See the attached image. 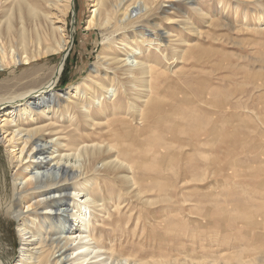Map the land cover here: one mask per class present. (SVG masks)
<instances>
[{"label":"bare ground","instance_id":"6f19581e","mask_svg":"<svg viewBox=\"0 0 264 264\" xmlns=\"http://www.w3.org/2000/svg\"><path fill=\"white\" fill-rule=\"evenodd\" d=\"M91 2L95 10L89 26L93 25V29L101 31L103 43L112 44L110 49H113L110 53L103 50L95 63V74L92 72L93 75L86 78L88 83L84 85L92 88L89 97H86L87 90L77 85L70 89L67 103L61 94L55 92L66 57L63 56L59 65L43 74L44 66L39 63L58 49L47 43L40 31L48 24L52 25L54 33L64 32V26H55L47 5L51 3V7L58 8L64 15L76 12L75 0H7L4 13L0 16V40L12 53L10 59L2 57L0 71L14 68L10 71L14 77L2 83L5 93L0 94V145L5 148L8 168L17 170L11 177L9 200L0 205V209L7 216L15 214L22 241L20 256L14 261L7 243L0 236V264H123L120 256L134 264H182L180 259L183 255L190 257L195 264L200 257L196 247L199 236H195V232H191L192 243L185 252L182 247H177L176 252L170 251L167 245L163 252L155 250L158 239H167L169 231H178L187 224L185 216L175 218L173 222L168 216L157 219V223L163 226L159 230L147 227V222L141 220V212L137 214L136 223L135 217L130 215L128 223L132 221L134 238L143 242L152 237L148 241L149 249H139L135 240L130 245L138 250L137 254L125 256L122 251L116 250L115 244L107 247L104 238L107 223L103 215L105 205L113 202L117 206V214L120 207L127 205H121V191H115V188L108 196L101 195L99 182L121 185L130 199L138 198L140 203L151 204L144 199L145 195L150 197L151 194L143 188L146 182L140 179L149 176L152 168L147 159V169L142 166V174L139 173L140 149L136 147L141 146L145 156L152 154V145L140 141V137L152 138L156 124L161 122L157 118L158 111L166 105L158 95L168 90V73L172 70L170 48L177 50L178 59L188 61L190 58L200 60V47L186 40L176 45L171 42L158 45L157 60L151 57L154 53L149 54L150 57L142 56V47L146 46V35L149 36V33L145 35L144 28L133 24L132 18L138 12L153 11L155 0ZM14 16L19 17L17 23L12 20ZM151 28L154 37L165 40L159 24ZM71 40L60 43L59 49H65ZM113 44L117 47H112ZM178 47L186 50H178ZM21 65L30 68L15 76V69ZM101 70L105 72L102 74ZM188 75L186 82L190 87L193 82H205L203 78L193 77V72ZM257 75L263 77L264 74L257 71ZM75 93L81 97L71 100ZM244 94L249 95L245 90ZM191 97L193 112L198 113L200 104L194 99L196 96ZM182 104H179L181 110L185 106ZM195 113L187 125L182 124V118L178 122L170 120L178 123L171 131L180 137L199 129L207 131ZM216 113L213 109L205 110L206 116L211 119ZM235 115L232 112L229 117ZM127 137L131 143L125 140ZM165 155L162 153L159 163L162 167H169L172 161L167 162ZM200 167L198 163L192 164L190 173H198ZM187 174V171L181 170L184 180ZM253 184L264 191V180ZM78 199L82 201L78 202ZM205 199L206 196L204 199L199 196L197 202L202 203ZM19 203L27 204L26 215L17 210ZM90 208L94 210L96 220L88 217ZM70 211H74L76 220L69 215ZM170 212L181 214L178 209ZM112 217L114 215L110 216L111 222ZM77 220L78 229L73 232L74 221ZM118 220L122 223L120 215ZM148 221L150 223V219ZM96 222L100 223L97 225ZM188 222L191 226L200 224L192 218ZM140 227L142 234L138 236ZM121 230L122 227H119L118 231ZM110 241L116 243V239L111 238ZM261 253L264 254L260 251L254 254L258 255V264H264Z\"/></svg>","mask_w":264,"mask_h":264},{"label":"rangeland","instance_id":"374dc122","mask_svg":"<svg viewBox=\"0 0 264 264\" xmlns=\"http://www.w3.org/2000/svg\"><path fill=\"white\" fill-rule=\"evenodd\" d=\"M91 1L75 0L76 12L64 15L49 3L47 6L55 26H64L65 31L54 33L52 25L48 24L40 31L47 43L58 49L39 63L44 66L42 73H47L60 64L63 56L66 57L55 91L57 95H62L65 103L70 89L77 85L83 86L87 90L86 97H89L92 88L84 85L88 83L86 78L93 75L95 63L103 50L110 53L113 49H110L112 44L103 43L101 31L93 29V25L89 26L95 10ZM6 6L7 0H0V16ZM154 6L153 11H141L132 18L133 24L144 28L145 35L149 33V36L146 35L147 44L142 47V56L154 53L151 57L157 60L158 45L171 42L176 45L186 40L200 47V60L190 58L182 61L177 58V50L170 48L172 70L168 73V90L158 95L166 105L158 111L157 118L161 122L156 124L152 138L140 137V141L152 145V154L145 156L141 146L136 147L140 149L139 173L142 166L147 169V159L152 168L149 176L140 179L146 182L143 188L151 194L150 197L145 195L144 199L151 204L140 203L138 198L130 199L121 185L99 182L101 195L108 196L115 188V191H121V205H127L120 207L118 214L112 201L105 205L106 246L115 244L116 250L122 251L125 256L137 254L138 250L130 245L134 240L139 249H149L148 241L152 237L143 242L136 240L132 233V221L128 223L130 215L135 217L136 223L137 214L141 212V220L147 222L146 226L159 230L163 226L157 223V219L168 216L173 222L175 218L185 216L186 225L178 231H169L165 240L157 238V253L163 252L166 245L170 251L176 252L177 247H182L185 252L192 243L193 235L190 234L195 232V236H199L196 247L200 254L195 264H258V255L254 254L264 252V191L253 183L264 180V75H257V71L264 74V0H155ZM18 18L14 16L12 20L17 23ZM155 24L163 29L165 40L152 35L154 30L151 27ZM69 39H72L71 43H67L65 49H59V44ZM180 49L184 48L178 47ZM11 55L0 40V60L3 56L10 59ZM29 68L21 65L15 69V76ZM11 70L14 68L0 71V94L5 93L2 83L14 77L10 75ZM101 72L103 74L105 70ZM191 72L193 77L203 78L205 82H193L191 87L188 86L186 79ZM244 90L248 96H245ZM74 95L71 100L81 97L80 94ZM193 95L200 104L198 113L192 109ZM240 97L241 101H238ZM180 103L185 105L183 110L179 107ZM209 109L217 112L212 119L205 114V110ZM232 112L236 113L235 117H229ZM194 113L198 119L201 118V124L207 131L199 129L181 137L171 131L178 123L170 120L178 122L182 118V124L187 125ZM125 140L131 143L128 137ZM182 141L185 144L182 145ZM162 153H166L167 162L172 161L171 166L160 165ZM196 163L201 166L198 173H190L191 165ZM8 167L5 148L0 145V205L8 202L11 177L17 171ZM180 169L188 173L185 180ZM199 196L202 199L206 196V199L199 203ZM17 206V210L26 215L27 204L19 203ZM174 209L181 214L170 212ZM93 211L92 208L88 210V217L96 220ZM73 212L70 211L69 215L76 220ZM111 215H114L112 222ZM119 215L122 223L118 220ZM189 218L196 219L200 224L191 226ZM74 222L73 232H76L79 220ZM99 223L96 222L97 225ZM18 224L15 214L7 216L0 209V236L7 243L14 261L19 258L22 248ZM119 227H122L121 231H118ZM87 231L90 233V230ZM141 234L140 227L138 236ZM111 238L116 239V243H112ZM120 239L122 241H118ZM263 255L261 253L260 257ZM241 259L243 261L240 262ZM120 260L123 264H134L126 262L123 256ZM180 262L194 264L185 255Z\"/></svg>","mask_w":264,"mask_h":264}]
</instances>
